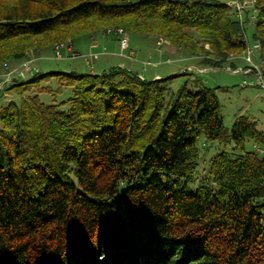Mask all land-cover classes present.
<instances>
[{"label": "trees", "instance_id": "1", "mask_svg": "<svg viewBox=\"0 0 264 264\" xmlns=\"http://www.w3.org/2000/svg\"><path fill=\"white\" fill-rule=\"evenodd\" d=\"M252 9L264 57V0L240 13L223 0H0V71L110 20L220 67L246 49ZM50 32L64 37L33 44ZM37 72L10 88L50 90L39 84L55 78L71 95L46 104L35 92L0 109V264H264V156L245 147L264 149L255 121L226 128L215 92L171 89L177 73ZM201 136L232 151L196 183Z\"/></svg>", "mask_w": 264, "mask_h": 264}, {"label": "rangeland", "instance_id": "2", "mask_svg": "<svg viewBox=\"0 0 264 264\" xmlns=\"http://www.w3.org/2000/svg\"><path fill=\"white\" fill-rule=\"evenodd\" d=\"M229 5L235 3H245L251 6L253 0H223ZM233 6V5H232ZM250 15L254 18L246 20L245 16L242 20L244 28V36L247 44L246 49L240 53H233L226 58V61L220 67H211L209 64L203 63V56H193L185 53L183 49L177 53V48L171 46L167 41L161 38L153 36V39H148L147 36L129 31V28H122L120 24L113 23L111 20L103 23L105 26L104 31L91 33L95 38L97 46L91 48L90 34H80L76 37H72L73 40H66L65 42H58L56 44L48 46H40L33 49H29L24 52L23 63L22 60H9L5 63L8 70L5 74L2 70L0 71V109L7 105L10 101L20 104L21 99L27 95L38 93L40 100L46 104H56L61 100L68 98L71 95V89L66 86L58 84L55 78L50 81H42L39 84V88H50L45 90L33 91H18L17 88H10L11 84L15 82H21L28 79L34 70H38L37 73H47L55 71H70L76 68L74 64L80 60L82 67H77L79 72L89 71L92 67L95 71L93 73H101L104 69H108L111 66H120L119 61L129 65L131 63L132 70L137 71L140 76L150 79V72L152 67L157 65L146 64L148 60V52L151 49V45H159L161 47H173L172 49L166 50L162 56L163 68H168L171 72L163 71V76H168L170 73L179 74L169 83L171 89H177L185 81H188V86L191 90L197 91L203 87L212 89L220 104V114L223 117V122L226 128L230 129L234 119L237 116L244 115L249 119L255 121L258 130L264 131V89L256 85V76L253 73H249L247 70L259 69L263 76L264 83V57L257 52H253L247 55L248 50H252L257 44L254 38V22L256 19V13L251 10ZM95 20V19H93ZM93 20L81 21L76 26L72 27L67 35L77 33L80 27L85 26V23H91ZM80 26V27H79ZM121 29L124 34L129 37V46L127 50L122 51L120 55L115 52H108L105 45L102 44L101 39H109L110 42L114 39L109 34V30ZM88 30H93V28ZM97 29V28H96ZM191 34L196 37L194 30H190ZM126 35V36H127ZM64 37V36H62ZM56 32H50L41 38H35L33 44L40 45L45 43H52L56 40H61ZM151 37V36H149ZM151 40V41H150ZM27 40H14L12 46L21 44ZM73 42L75 48H73ZM110 42L107 44L109 45ZM38 43V44H37ZM34 46V45H33ZM205 50H209L208 44H203ZM158 48V47H157ZM105 49V53L101 52ZM117 49V48H116ZM119 49V48H118ZM261 49V48H260ZM114 50V48H113ZM133 50L134 60H130L128 53ZM90 51H100L98 56ZM120 51V49H119ZM104 53V55L102 54ZM58 54V55H57ZM126 56V57H125ZM249 57L250 61L247 60ZM27 59L30 60L29 67H24V63H27ZM182 60V61H181ZM118 61V62H117ZM167 62V63H166ZM22 63V64H21ZM150 63V62H149ZM183 67L182 70H179ZM4 69V68H3ZM176 69V70H174ZM235 70L237 72H235ZM186 72L185 74H183ZM257 72V71H256ZM196 80V81H195ZM169 89V91L171 90ZM199 147V161L198 168L195 174V182H207L209 163L213 156L220 150L232 151V145H224L217 141H206L202 136L198 140ZM245 147L248 150H255L260 156H264V149L261 146L254 144L251 140H247Z\"/></svg>", "mask_w": 264, "mask_h": 264}, {"label": "crops", "instance_id": "3", "mask_svg": "<svg viewBox=\"0 0 264 264\" xmlns=\"http://www.w3.org/2000/svg\"><path fill=\"white\" fill-rule=\"evenodd\" d=\"M148 39H153V37H149L148 36ZM90 40H92L91 41V45H90V47L91 48H95L96 46H97V43H96V40H95V38H94V40H93V38L92 39H90ZM101 41H102V44L103 45H105L107 48H112V49H108L107 51L108 52H115V54H118V55H120V53H121V50L119 51V49H120V47H119V42H118V40L117 39H113L111 42H110V40L109 39H105V38H102L101 39ZM151 41V40H150ZM110 42V44L109 45H107L108 43ZM129 42H130V40L128 41V45H129ZM158 47V48H157ZM73 48H75V46H74V42H73ZM113 48H114V50H113ZM117 48V49H116ZM119 48V49H118ZM173 47H171V46H169V47H161V46H159L158 44L157 45H151V49L149 50V52H148V62H150L149 63V65H152V64H156L157 66L156 67H152L151 66V68L150 69H152L151 70V72H150V76H151V78L152 79H154V78H158V77H162L163 76V74H162V72L165 70V71H167V72H171V70L170 69H168V68H163L164 67V62H163V60H162V56H163V54L162 53H164L166 50H168V49H172ZM76 49V48H75ZM175 49H177V50H175ZM181 48H173L172 50H175V51H177V53H179L181 50H180ZM77 50V49H76ZM105 49H103V52L105 53V51H104ZM90 52H92V53H95V56L97 55L98 56V54L99 53H101L100 51H90ZM104 53H102L103 55H104ZM120 56H122V55H120ZM126 57V56H125ZM182 61V60H181ZM118 62V61H117ZM124 62V61H123ZM122 61H119V64H122V66H124V67H128V68H132V65H131V63L129 64V65H126V64H124ZM167 63V62H166ZM81 64H82V62H80V60L79 61H77L76 62V64H74L75 66H77L78 68L79 67H82L81 66ZM74 68V70H76V71H79V69L78 68ZM183 69V67H181L179 70H182ZM174 70H176V69H174ZM90 72H94L95 70L94 69H90L89 70ZM137 72V71H136ZM140 74V73H139ZM170 74H172V73H170Z\"/></svg>", "mask_w": 264, "mask_h": 264}, {"label": "built area", "instance_id": "4", "mask_svg": "<svg viewBox=\"0 0 264 264\" xmlns=\"http://www.w3.org/2000/svg\"><path fill=\"white\" fill-rule=\"evenodd\" d=\"M232 5L237 9L238 13H240L246 7L247 4H245V3H241V4L235 3V5L234 4H232ZM108 32L109 33L110 32H113L114 34H117V35L120 36V38H119V44H120L121 51H125L128 48V38H127L126 34H124V32L121 29H117L116 28V29H113V31H110L109 30ZM256 49H259L260 50V46L258 44H255V46H254V48L252 50H248L247 55H250L253 52H257ZM247 58H248L247 60L250 61V58L249 57H247ZM29 62H30V60L28 59L27 63H24L23 66L24 67H27L29 69V64H28ZM247 71L249 73H253L255 76L257 75L256 76V81H255L256 82V85L257 86H260L261 88H264L263 76H262L261 71L259 69H256V71H257L256 72L254 69H251V68L249 70H247ZM235 72H237V71L235 70Z\"/></svg>", "mask_w": 264, "mask_h": 264}]
</instances>
